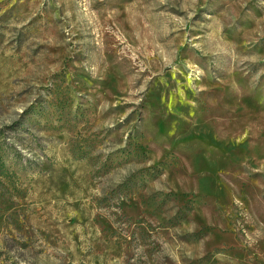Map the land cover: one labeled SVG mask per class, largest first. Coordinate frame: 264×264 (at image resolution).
<instances>
[{"label": "rangeland", "instance_id": "obj_1", "mask_svg": "<svg viewBox=\"0 0 264 264\" xmlns=\"http://www.w3.org/2000/svg\"><path fill=\"white\" fill-rule=\"evenodd\" d=\"M0 264H264V0H0Z\"/></svg>", "mask_w": 264, "mask_h": 264}]
</instances>
